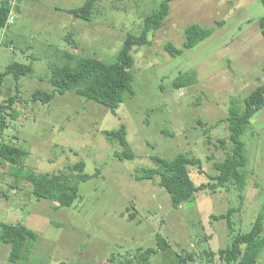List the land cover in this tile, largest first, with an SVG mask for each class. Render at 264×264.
Wrapping results in <instances>:
<instances>
[{"label": "rangeland", "instance_id": "obj_1", "mask_svg": "<svg viewBox=\"0 0 264 264\" xmlns=\"http://www.w3.org/2000/svg\"><path fill=\"white\" fill-rule=\"evenodd\" d=\"M162 0H97L91 22L64 10L86 0H11L15 22L0 28V74L12 62L32 64L33 72L19 81L7 77L0 85V106L18 97L12 108L0 112L6 128L2 140L29 152L24 170L37 174L69 172L85 164V173L98 177L78 182L80 199L60 208L38 200L33 187L13 177V167L0 160V223L23 225L39 240L28 264H112V255L156 248V235L170 244L151 257V264L209 262L205 252L217 256L232 243V236L248 233L264 210V109L242 136L248 164L246 187L226 184L196 193L193 206L172 207L159 178L137 180L138 170L156 169L153 158L172 160L179 154L200 159L201 169L190 166L199 186L212 184L214 164L232 151L226 119L232 99L243 103L264 81V38L259 21L263 0H176L149 44L135 47L132 74L134 97L113 114L109 109L72 92L57 94L49 104L33 103L36 90L54 93L50 68L70 63L66 52L81 59L117 60L129 34L140 35L144 22ZM2 0H0L1 4ZM193 24L213 29V35L192 49H184L185 30ZM12 42L9 47L6 42ZM183 50L172 56L166 46ZM197 73V83L185 89L173 84L182 74ZM19 90V94L18 91ZM16 113V118L13 114ZM127 128V140L136 158L121 161V149L108 143L105 131ZM15 169H17L15 167ZM234 209L231 221L213 216ZM134 214V218L132 217ZM264 238V234L262 235ZM10 247L0 245V264H10ZM256 264H264V249Z\"/></svg>", "mask_w": 264, "mask_h": 264}, {"label": "trees", "instance_id": "obj_2", "mask_svg": "<svg viewBox=\"0 0 264 264\" xmlns=\"http://www.w3.org/2000/svg\"><path fill=\"white\" fill-rule=\"evenodd\" d=\"M176 0H162L158 6L147 16L144 22V29L140 35L129 34L125 46L120 51L118 58L114 62H105L97 58L81 59L76 65H72L74 56L66 52L65 56L70 61L65 66H53L50 68L49 82L55 89L54 93H47L36 90L31 97L33 103L43 105L51 103L57 94L65 95L69 92L109 109L113 114L124 103L125 96L134 97L133 89L134 58L131 55L135 47L149 44L148 34L151 31H158L164 25L170 14V4ZM264 1V0H263ZM11 0H2L0 4V28L5 29L11 15ZM97 0H86V2L75 9L64 10L76 19L91 22L95 14ZM259 28L264 38V16L259 21ZM214 33L213 29H206L198 24L190 25L185 30L184 49H192L198 44L206 41ZM12 42H6L9 47ZM167 52L172 56L181 55L183 50L172 45L166 46ZM33 72V65L14 61L10 63L0 74V85L4 80L12 76L19 81L22 77L29 76ZM197 83V73L189 72L178 77L173 86L175 89H185ZM18 94L20 93L19 90ZM19 99L11 98L6 104L0 106V112L11 109L12 104ZM264 109V81L257 86L243 103L237 99H232L229 107V115L226 119L229 130V139L219 140L222 145L228 141L232 145V151L228 157L214 164L218 174L213 178L212 184H202L197 186L190 176L189 167L198 166L201 169L202 162L197 158H190L185 154H179L172 160L154 157L157 165L156 169L138 170L137 180H153L159 178V186L164 188L171 197L172 207L179 210L188 203H193L196 193L207 189L215 191L226 184L236 185L243 199L242 193L246 187L247 174L245 168L249 158L247 156L245 144L242 136L246 133L251 120ZM17 114H13L16 118ZM0 121V128H6L4 116ZM104 135L109 144L121 149L116 152V158L121 161L134 160L136 158L127 140V128L122 125L119 129L105 131ZM29 156V152L21 147L10 145L2 140L0 132V160L7 166L13 167V177L18 181L29 183L33 187V195L38 200H48L58 204L60 208L72 207L81 197L79 195L78 182L87 181L98 177L100 170L90 176L86 174L85 164L79 162L74 166H69V172L58 174H37L24 170V161ZM15 167L17 169H15ZM234 209L228 210L225 215L213 216L215 220L226 219L228 227L233 229L231 221ZM134 218V214H132ZM264 210L260 212L252 229L248 233L232 236V243L224 250H220L218 256L213 252H205L204 258L207 263L216 261L219 258L221 264H256L264 249ZM39 240V235L23 225H13L0 223V245H8L10 253L8 260L10 264H28L29 254ZM170 244L161 234L156 235V248L139 249L135 253L127 255H112V264H151L152 256L159 251H166ZM192 255L180 256L178 264H189L194 261ZM59 264H83L60 262Z\"/></svg>", "mask_w": 264, "mask_h": 264}, {"label": "built area", "instance_id": "obj_3", "mask_svg": "<svg viewBox=\"0 0 264 264\" xmlns=\"http://www.w3.org/2000/svg\"><path fill=\"white\" fill-rule=\"evenodd\" d=\"M15 22V18L14 16L10 15L9 19H8V22H7V25H13Z\"/></svg>", "mask_w": 264, "mask_h": 264}, {"label": "water", "instance_id": "obj_4", "mask_svg": "<svg viewBox=\"0 0 264 264\" xmlns=\"http://www.w3.org/2000/svg\"><path fill=\"white\" fill-rule=\"evenodd\" d=\"M194 204L193 203H188V204H186L185 206H186V208H190V207H192Z\"/></svg>", "mask_w": 264, "mask_h": 264}]
</instances>
